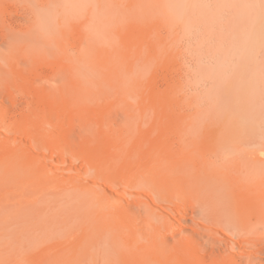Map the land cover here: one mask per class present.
Listing matches in <instances>:
<instances>
[{"label":"rangeland","instance_id":"rangeland-1","mask_svg":"<svg viewBox=\"0 0 264 264\" xmlns=\"http://www.w3.org/2000/svg\"><path fill=\"white\" fill-rule=\"evenodd\" d=\"M56 1L0 0V123L6 122L5 126L0 124L4 126L0 127V135L15 139L17 129L26 130L32 120L52 117L53 126L46 128H54L48 135H56L60 131L56 128L65 131L59 133V138L50 136L49 140L54 145L58 140L57 145L64 151V146L72 150L65 142L61 146V142L71 131L79 135L74 125L82 120L79 126L84 125V133L86 129L101 133L102 149H110L114 144L110 145L111 139L122 136L125 152L138 157L146 154L152 166L161 161L160 166H154L161 172H154H158L159 183L166 180L164 184L169 185L171 199L167 200L177 215L194 219L199 217V211L209 209L207 213L214 221L221 220V226L216 222L220 227L228 226L230 218L249 227L262 224L264 216L259 212L264 211V0H70V7L61 6L70 13L59 6L62 0ZM33 12L42 23L34 26L38 28L34 35L27 23ZM45 91L48 103L56 108L53 115L42 109L46 97L40 95ZM35 100L43 111L35 108ZM61 115L65 116L61 119ZM63 120L68 122L62 124ZM15 122L18 128L13 133ZM20 139L23 141V135ZM68 149L66 152L70 153ZM73 151L76 148L71 155ZM77 153L70 158L79 156L78 160L84 161ZM102 157L110 160L104 154ZM78 160L76 166L81 165ZM140 165L145 166L146 161ZM161 175H165V180ZM253 179V191H243L248 190L245 186ZM258 180L263 184L262 190ZM2 183L8 187L13 181ZM18 183L15 182V191L12 184L13 192L0 185V203L8 195L11 198L26 192L22 182ZM233 183L246 185L241 190L233 185L234 188ZM228 186L234 188L233 193L240 189L243 197L251 191V195L245 193L249 200L261 190L262 193L257 191L263 195L257 196L261 202L252 197L259 200L258 205L262 203L259 215L255 213L257 220L250 221L251 215L241 214L242 210L229 202L226 194L225 202L223 191ZM5 193L8 194L4 198ZM161 196L166 199L164 194ZM183 208L189 214L182 213ZM134 223L124 222L126 227ZM260 223L258 228L263 227ZM63 236L70 238L68 230ZM67 239L61 243L60 238L53 239L51 242L57 244L52 242L49 246L59 248Z\"/></svg>","mask_w":264,"mask_h":264},{"label":"bare ground","instance_id":"bare-ground-1","mask_svg":"<svg viewBox=\"0 0 264 264\" xmlns=\"http://www.w3.org/2000/svg\"><path fill=\"white\" fill-rule=\"evenodd\" d=\"M69 1L62 0L61 3L63 2V4L59 6L64 5L63 8L65 6L70 7ZM63 8L61 7L63 12L67 11V9ZM71 8L68 9L71 10ZM67 13H70V11H67ZM44 17L42 16V18ZM27 19V23L30 24L29 27L32 28V31H30L34 35V30L38 29L35 28V25L42 23L38 22L34 12ZM45 19L43 21H46ZM47 93L46 91L41 93L43 96L39 94L41 98L46 97L41 103L43 106L41 107L42 109H48L50 113H56L54 111L56 110L55 106L50 102L48 103ZM40 97L38 98L37 96L36 99L38 98L40 101ZM32 100L30 101L32 102ZM33 103L35 108H38L36 104H39V102L37 103L35 100ZM33 103L28 102V105ZM39 108L38 110H42ZM39 113L43 114L41 111ZM63 116L65 115H61L60 118L62 119ZM45 117L47 118V112ZM48 118L47 120L44 118L43 120L28 121L27 129L25 130L23 127L26 131L23 130L24 133L22 130H19L20 133L18 132L17 122H15L16 128H11L14 130L13 133L17 129L19 134L23 133V141L24 139L28 140V143L21 141L22 135L20 137L17 132L15 133V139L13 137L11 139L7 135L5 137L0 135V185L4 184L2 181L7 182L9 180L11 182L12 180L14 191L15 182H22L20 185L22 184V187L25 186L26 188V192H22L24 188L21 187L22 189H20L18 187L22 190V193L16 194V196L11 198L8 195V198L3 203H0V264H264V244L261 245L264 241V221H261L262 224L259 222L263 227L259 226L258 228L259 223L249 227L250 225H243L238 220L230 221L231 218H228L230 221L227 220L229 225L227 223L228 226H226L224 222L225 226L220 227L221 220L214 221L211 218L213 216L207 213L209 209L202 210L201 213L199 211V217L194 219L179 216L175 213L172 204L168 202L171 196L167 192L169 185L167 187L164 184L166 181L164 179L165 175H161L165 180L161 184L158 179L159 175L158 177L156 175L158 172L155 174L156 171L161 172L162 170L161 168L159 170V167L155 169L160 166L161 161L158 164L157 159L152 160L151 162L156 161L157 163L153 164L154 166L157 165L154 167L150 162H147L146 154L138 157L131 152H125L126 142L122 136L112 138V141L107 138L109 142L111 141L110 145L114 144L109 145L110 149L105 144L108 149L106 148L105 150L103 147L105 150L103 152L102 144L104 140L101 133L99 131L96 132L95 129H93V131L95 130L93 133H91V129L90 131L86 129V133H84L83 123L82 127L79 126V122L82 120H79L76 125L72 123L80 132L84 130L82 133L77 129L79 135L77 134L76 136V131H71L65 136L66 140H64V136L63 139L61 137L63 140L62 142L60 141L62 143L61 146L65 142L66 145L73 147H71L72 150L76 148L77 151H73V155H71L72 150L68 149L70 147L67 149L71 152L67 153L65 146L66 151L60 145H57L58 140L56 141L57 146L50 141L52 138L57 139L59 133L65 131V128H56L57 131H60L54 133L57 136L50 135L52 137L49 140L50 136L48 133L52 134L50 130L54 127H49L51 129L48 130L49 132L47 131L46 127L53 126L52 117H50L51 119L49 118L51 124L48 123ZM60 118L58 119L59 121L61 120ZM2 121H5L4 118ZM65 121L68 122L63 120L64 123L62 124H66ZM71 122L75 121L71 119ZM4 123L1 122L0 124L4 125ZM4 126L0 127L3 128ZM18 126L23 129L22 125ZM74 126H70V129L71 127L74 128ZM4 130L6 129L4 128ZM53 131L56 130L54 129ZM4 132L6 133V131ZM17 135L20 138L17 139ZM240 147L238 146V148ZM200 149L199 152L201 151ZM77 152L81 153L83 156L81 159L84 158L82 159L84 161H79V156L73 158L74 160L70 158L71 156L76 157L75 153ZM101 154L102 156L104 154L110 160L107 161ZM203 154L205 155V153ZM76 160L81 163L80 166L75 165L77 164ZM245 160L247 161V158ZM114 161H117L116 164H114ZM141 161H146V165L138 166ZM262 162L260 164H263ZM257 164H255V167ZM141 166L142 168L144 166V169ZM114 168L119 172L113 170ZM162 178L160 179L163 180ZM166 178L168 179L167 176ZM254 179L251 181L252 184L249 182L252 185L251 187H249V183V185L244 183L242 187L233 183L232 186L241 187L242 190L246 185L245 187L248 190L244 189L243 191H249V188L250 190L255 188L256 182L253 185V181L257 179ZM258 181L259 189H261L263 184L260 183V180ZM13 183H11V186ZM5 185L7 183L2 187H5ZM11 186L9 184L8 187L6 186L11 189H8L7 192H13V187L11 188ZM233 187L232 189L235 188ZM230 188L228 190L226 188L224 191L223 188L220 190L224 193L223 195L221 192L225 202L228 198L229 202L232 201L242 210L241 214L253 217L249 216L251 218L250 221L254 218L257 220L258 217L255 213L259 212L262 205V203L258 205L260 199L257 196L260 198L263 196L258 193L262 189H256L258 192L255 190L258 193V195L255 193V197L259 200L254 201L255 197L249 196L250 201L246 197L249 194L251 195V191L248 192L249 194L245 192L247 196L244 193L243 197L240 194L242 192L240 189V193L239 190L233 193L234 190L232 191ZM229 190L232 192H229ZM0 193L3 192L1 191ZM7 194H3L4 198ZM162 194L165 195L166 199L161 196ZM259 207L260 209H258ZM181 211L189 214L187 208H183ZM213 213L210 212V214ZM259 213H263L264 216V211L261 212L260 210ZM259 213L257 214L259 215ZM216 214L218 215L219 213ZM240 219L245 221V218L242 219L240 217ZM261 219L263 218L261 217ZM126 221H135L136 223L126 227V223L124 224ZM216 222H219L220 226ZM231 222L233 226H231ZM234 225L236 229L233 228L235 227ZM67 230L70 237L68 242V239L65 238L67 240L65 243L62 242L61 247L55 246L57 248H52V245L51 247L49 246L50 243L58 241L57 239L59 238L60 243L62 239V241H65L62 237H64V234L66 235ZM53 239L54 241L51 242ZM260 240L263 241L259 245ZM54 244L56 245L57 242Z\"/></svg>","mask_w":264,"mask_h":264}]
</instances>
